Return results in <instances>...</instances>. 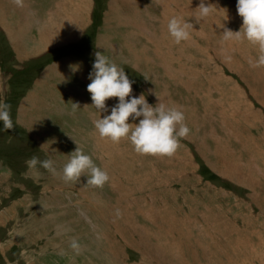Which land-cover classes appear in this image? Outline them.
Here are the masks:
<instances>
[{"label":"rangeland","instance_id":"rangeland-1","mask_svg":"<svg viewBox=\"0 0 264 264\" xmlns=\"http://www.w3.org/2000/svg\"><path fill=\"white\" fill-rule=\"evenodd\" d=\"M199 3L0 0V99L14 124L0 122V264H264V65L249 63L256 45L223 37L242 26L237 0H205L204 18ZM76 5L77 36L41 42ZM173 15L193 23L188 41L169 34ZM97 51L125 68L134 95L185 113L174 155L99 136L87 90ZM78 146L108 171L103 187L64 180ZM34 155L56 170L38 165L34 179Z\"/></svg>","mask_w":264,"mask_h":264},{"label":"clouds","instance_id":"clouds-1","mask_svg":"<svg viewBox=\"0 0 264 264\" xmlns=\"http://www.w3.org/2000/svg\"><path fill=\"white\" fill-rule=\"evenodd\" d=\"M236 8L242 18L239 30L224 27L225 40H247L256 45L259 50L258 58L249 60L252 66L264 65V0H237ZM196 9H199L201 18L213 12V5L200 0ZM193 23L182 16L173 15L167 22V30L174 42L180 44L191 38ZM92 71L89 73L90 83L87 90L91 94L92 105L100 110V116L94 121L95 129L101 138L119 143L128 140L134 150L142 155L171 157L180 146L181 137L189 134L190 128L185 122V113L176 106H169L158 102L150 104L146 95L133 94L134 80L130 79L125 68L117 65L108 56L97 51ZM79 64L73 65L77 70ZM110 98H118L116 103L109 107L106 103ZM75 106L79 107L77 104ZM101 112L107 113L101 117ZM0 122L4 129H13L11 105L0 99ZM69 155L63 166L65 181H78L82 175L87 176V184L103 187L110 181L109 173L99 166L81 147H77ZM28 167L37 181L41 175L38 165L49 171H55L52 159L41 160L32 156L27 161ZM116 215H121L116 209ZM71 248L79 252L81 245L73 239Z\"/></svg>","mask_w":264,"mask_h":264},{"label":"bare ground","instance_id":"bare-ground-1","mask_svg":"<svg viewBox=\"0 0 264 264\" xmlns=\"http://www.w3.org/2000/svg\"><path fill=\"white\" fill-rule=\"evenodd\" d=\"M67 1V0H66ZM69 1V0H68ZM131 2V1H130ZM132 2L134 3V0H132ZM75 3V2H74ZM84 3V2H83ZM137 3V2H136ZM65 4V3H64ZM88 4V3H87ZM141 4V3H140ZM57 5V4H56ZM70 5V4H69ZM137 5V4H136ZM30 6V5H29ZM32 6V5H31ZM77 6V5H76ZM90 6V5H89ZM64 7V6H63ZM82 7V6H81ZM91 7V6H90ZM138 7V5H137ZM165 7V6H164ZM30 8V7H29ZM57 8V7H56ZM75 8V7H73ZM77 8V9H76ZM72 10L68 11V14H64L63 16H61L59 19H57L55 21V23L52 25V31H53V35H51L49 38H44V37H40L41 42L43 43H47V40H49V42L51 41V38H53V43L58 44L61 43L63 41H65V39L63 38H59L61 37L63 32H71L70 34H72V36L76 37L77 34L79 33L78 27L80 28L81 24L85 25L84 23L86 22V15H85V11L84 9H81L80 6L78 5ZM65 10V9H64ZM87 14V13H86ZM91 14V13H90ZM31 15V14H30ZM88 15V14H87ZM29 16V15H28ZM136 16L140 17L139 14H136ZM137 17V18H138ZM141 18V17H140ZM165 18V17H164ZM147 19V18H146ZM30 25V24H29ZM135 27V26H134ZM138 28V25L136 26ZM142 27V26H141ZM140 28V26H139ZM140 30V29H139ZM142 30V29H141ZM63 31V32H62ZM140 34H142V32H139ZM135 35H138L135 33ZM142 36V35H141ZM48 37V35H47ZM143 37V36H142ZM57 38V40H56ZM136 40V39H134ZM40 42V43H41ZM36 48V47H35ZM16 50V48H14ZM40 49V48H39ZM37 50V49H34ZM17 54L19 55V57H23V55L21 54V51H17ZM142 51H141V58H142ZM148 55V54H147ZM140 57V55H139ZM146 58V57H145ZM28 65V64H27ZM3 67V66H2ZM10 68V67H9ZM40 70V69H39ZM14 71V70H13ZM77 103V102H76ZM72 116V115H71ZM72 121V120H71ZM67 138V137H66ZM69 141V140H68ZM89 149V148H88ZM107 157V156H106ZM102 158V157H101ZM118 180V179H117ZM116 189V188H115ZM120 193V192H119Z\"/></svg>","mask_w":264,"mask_h":264}]
</instances>
